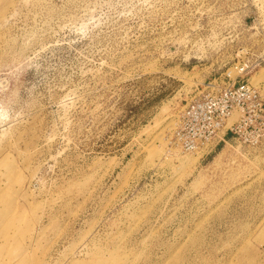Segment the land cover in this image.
Returning a JSON list of instances; mask_svg holds the SVG:
<instances>
[{
	"label": "rangeland",
	"instance_id": "1",
	"mask_svg": "<svg viewBox=\"0 0 264 264\" xmlns=\"http://www.w3.org/2000/svg\"><path fill=\"white\" fill-rule=\"evenodd\" d=\"M238 60L264 0H0V264H264V118L174 140Z\"/></svg>",
	"mask_w": 264,
	"mask_h": 264
},
{
	"label": "built area",
	"instance_id": "2",
	"mask_svg": "<svg viewBox=\"0 0 264 264\" xmlns=\"http://www.w3.org/2000/svg\"><path fill=\"white\" fill-rule=\"evenodd\" d=\"M254 69L249 60H238L220 77L210 80L206 92L192 96L175 118V142L185 151L200 152L224 140L230 131L241 143L258 145L262 136L255 135L253 128L264 118V100L249 80ZM235 113L238 119L228 126Z\"/></svg>",
	"mask_w": 264,
	"mask_h": 264
}]
</instances>
